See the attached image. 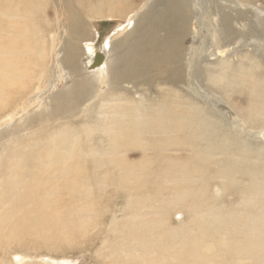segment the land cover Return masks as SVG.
Returning a JSON list of instances; mask_svg holds the SVG:
<instances>
[{"label":"rangeland","instance_id":"obj_1","mask_svg":"<svg viewBox=\"0 0 264 264\" xmlns=\"http://www.w3.org/2000/svg\"><path fill=\"white\" fill-rule=\"evenodd\" d=\"M24 1L26 0L20 2L19 7H25ZM194 1L198 4L197 18L200 12L207 8L203 18L211 19L212 16L208 13L215 9L214 13H219L224 26L226 23V26L232 24L234 34H231V38L222 43V48L216 50L217 52L208 60H200L201 56L198 57L199 54H196L195 59L196 56L198 59L193 61L192 68L188 64L187 67L182 66L183 63H187L185 60L181 62L183 74H188L190 71L191 74L197 75L196 78L201 79L196 84L197 92L189 87L190 83L186 80L179 84L177 92L168 91L170 80L159 82L158 88L165 86L166 92L162 96L159 95L161 93L158 88L149 86L153 89L150 90L148 86L138 83L134 89L127 90L129 101L126 103L122 101V106L126 107L127 104L129 108L127 112H123L124 117L118 118L115 123L112 119L109 124L105 117H109L112 111L99 109L101 99H107L116 90L109 88L104 95L94 101L90 100L89 106H84L87 101L81 103L80 106L88 110L84 114L75 115L73 119H60L56 116L48 120L47 117H43L42 121L37 122L43 127L34 132L33 142L26 138L29 136H11L9 132L12 126H6L7 123L0 118V207H2L0 208V264H209V262L210 264H264V130L252 135L248 140L237 123H228L225 119L227 106L236 103L240 109L244 108L240 111L246 114L247 119H249L248 113H253L255 116H262L260 119L264 122V74L263 76L257 74L264 70V57L251 36V34L255 35L256 28H253L254 33L248 28L252 25L253 7L260 10L264 19V0H256L254 5H240L231 0ZM2 3L3 0H0V21L3 12ZM14 7L16 3L6 6L8 12ZM132 17L133 14L129 10L123 19L116 16L89 21L85 28L88 33L86 36L89 38L82 37L80 40L82 45L79 43L81 50H84L83 57L87 56L90 50L99 51L107 34L111 35L112 40H116L128 34L130 30L133 31L131 27L123 31L117 29L127 18ZM232 18L238 20L237 24ZM50 19H53L52 16ZM241 20L245 22L241 23ZM248 22L251 25L248 26ZM147 24L139 29L145 28ZM35 25L44 32L41 24ZM134 30L128 42L136 39V35L139 34L138 28ZM41 31L37 30L38 38L32 37L27 45L32 46L34 50L37 49L33 52L32 59H35L36 71L41 70L42 74L43 71L51 69L52 57L57 56L61 37H66L67 32L62 30L60 38L54 40L51 39L52 34L51 36L47 33L43 37ZM156 31L159 32L158 28ZM25 33L32 34L27 29ZM154 35L153 33L152 36ZM136 42L143 41L137 39ZM186 42L184 45H188V41ZM52 44L55 48L53 53L50 52ZM154 62L156 61L148 62L149 72L153 70L154 73L155 70L165 66L164 61L161 64ZM120 64H117V67L124 71L123 64L121 66ZM224 70L234 77L232 81V77H228L232 84L226 87L228 88L226 92ZM207 75L214 78L210 80ZM241 79L253 82L250 88L254 91L244 87L245 80H243L245 85H241L243 83ZM156 93L157 95H154ZM172 99L177 103L171 104ZM249 102L251 111L247 108ZM71 104L74 107L75 102ZM132 107L135 109L133 110ZM125 115L129 118L125 119ZM239 119L240 117L238 118L240 122ZM105 126L113 128V134L118 136L117 140L133 132L129 135V139L131 143L136 142V145L110 148L107 139L109 135L103 132ZM46 138H51L48 145L42 143ZM76 139L77 142H81L79 149L82 150L71 156L75 164H80L79 166L76 164L78 168L74 167L78 172L73 175L70 170L68 171L70 176L64 179L59 166L62 161L56 162V159L61 155L70 156L57 149L64 147L59 144L64 141H71L70 145L73 146ZM89 139H95L99 144L91 148L87 145ZM54 142L58 146H55ZM57 174L59 178H56ZM5 175L7 180L6 177L4 178ZM72 175L74 179H71ZM239 182H242L243 186ZM214 183L215 185H212ZM29 186H32V189L30 187L29 190ZM255 186L257 188H254ZM13 187H17L16 192H20L17 199L12 197L15 194L13 190H16ZM7 200L11 201L10 205L3 203ZM77 201L80 203L76 204ZM45 202L48 204L43 206ZM28 204L30 209L27 207ZM15 207L17 211H13ZM82 211L84 214L86 212L88 217L81 214ZM71 212H74L73 215ZM85 217L87 219H84ZM149 245L152 247L148 248ZM148 259L150 262H147Z\"/></svg>","mask_w":264,"mask_h":264},{"label":"bare ground","instance_id":"obj_2","mask_svg":"<svg viewBox=\"0 0 264 264\" xmlns=\"http://www.w3.org/2000/svg\"><path fill=\"white\" fill-rule=\"evenodd\" d=\"M21 1L22 0H3V3H2L3 12H2L1 21H0V34H1L0 35V118L2 121L7 123L6 126H9V127L12 126V129L9 132V134L11 136H13V137H15V136L18 137L21 135L29 136L26 138H28L32 142L34 141V139H33V137L35 135L34 132H36L37 129L40 130L41 127H43L42 124L40 125V123H37V122L42 121L43 117H45V118L47 117L48 120H51L52 118H55L56 116L60 119H66V118H67L66 120H69L70 118L73 119V117L75 115L84 114V112L88 110V108L83 109V107H81L82 105L80 106L81 103L87 101L86 104L84 105V106H87L89 103H91L90 100L94 101L96 98H99L101 95H104L106 90L109 88L110 89H116L117 91L115 90L114 92H112L108 96L107 99H101V101L103 103L101 102V104L99 105L100 110L101 109H105V110L107 109V110L112 111L111 114L108 113L110 115L109 117H105V120L107 121V123H109V121H111L112 119H113L112 122L115 123V121L118 118L124 117V113L127 112L129 108H128L127 104H126V107H123L122 101H124L125 103H126V101H129V98L127 96V94H128L127 90L128 89H134V87H137L138 83H141V84L148 86V87L151 86L153 88L154 87L158 88L157 85H159V82H165L164 80H170L171 83L168 86V91L177 92L178 88H179L178 87L179 84L183 83V81L186 80V81H189L188 83H190L189 87H191L194 91L197 92L196 84L201 79L199 80L198 78H196L197 75L195 74L196 75V77H195V75L191 74L190 71L188 74L185 73L187 76L185 74H183L182 68H181V62L182 61L184 62V60H185L187 63L186 64L183 63L182 66L187 67V64H188L191 67L193 64V61L198 59L199 56H201L200 60H205V59L208 60L209 57H212V55H214L218 50H220L222 48L221 47L222 43L228 41L231 38V34H233L232 24H229L228 26H226L227 25V23H226V25L224 26V24L222 23V20H220L221 18L219 17V13L218 12L214 13L215 9H213V11L208 13L212 16L211 19L208 17L206 19L203 18V14L207 13V8H204L205 10L201 11L200 16L197 18L196 14L198 13V10H196V8H197L198 4H196L194 0H59V1L58 0H26V1H24L25 2L24 8L19 7ZM231 1L233 3H239L240 5L241 4L242 5H244V4L254 5L255 4L254 2L256 0H231ZM12 3L13 4L16 3V7H14L11 12H8L6 6L9 4H12ZM215 7L217 8L218 5H216ZM129 10L133 14V17L134 16L135 17L134 18L132 17L129 19L127 18V20L123 24L121 23V25L118 26L119 28H117V29H120L121 31H123L126 28L128 29V27H131L130 29H133V31H135L134 29L138 28L137 32L139 34L136 35V39H134V40L132 39L130 42H128L129 41L128 38L131 36V33L133 32L132 30H130V32H128V34H125L124 36L117 38L116 40H112L111 35L107 34L104 37L103 44L101 45V48L99 51L92 52L90 50L89 54L87 56L83 57L82 54H83L84 50H81V48H80V44H81L80 40H82V37H85L88 34L86 32V29H85L87 26V23L89 21L93 22L94 20L102 19V18H106V17L111 18V17L117 16L118 18L123 19V18H125L126 14L128 13ZM222 11L224 13V10H222ZM227 13H228V11H227ZM239 14L241 15V12ZM252 15H254V16H252V19H251L252 25L250 24V22H248L247 23L248 26L251 25V27H248V28H250V30H252V31H253V28H256L255 35L251 34V36L254 38L253 42L257 43V48H260L261 53L263 52L262 54L264 57V19L261 15L260 10L256 9L255 7H253V14ZM51 16L53 19H50ZM24 17H25V19L27 18V20H25ZM234 18H232V20ZM52 20H54V22H51ZM233 21H235L234 23H236L238 20L235 19ZM242 22H245V20L244 21L241 20V23ZM36 23L42 25V29L44 30V32L41 31L40 29H38V27L35 25ZM144 24H147V26L145 28L139 29V27H142ZM156 28H158L159 32L156 31ZM26 29L28 32L29 31L32 32V34L30 33V35H29L28 33H25ZM36 29L43 32L42 33L43 37L47 33H49L50 35L52 34L53 36L51 35L52 36L51 39L54 38V40H56L58 37L60 38V34H61L60 32L62 30L67 32L66 37H61L59 49L57 50L58 51L57 56L53 55V57H52L53 64H52L51 69H49L48 71L47 70L43 71L42 74H41V70L39 72L36 71V68H34L36 65V62H35V59H32V54L37 49L34 50L32 48V46L27 45L28 42H30L32 40V37L34 39L38 38L39 34H38ZM235 30H237V29H235ZM155 31H156V33H155ZM241 31H242V29H241ZM153 33L155 34L154 36H152ZM253 33H254V31H253ZM258 34H259V37H258ZM55 35H56V37H54ZM249 35H250V33H249ZM148 37H149V40L147 41ZM88 38L89 37L86 36V39H88ZM137 39H142L143 42H139V43L136 42L135 43V41ZM235 40H236V38H235ZM186 41H188V45L186 44L187 46L184 45ZM87 42H89V41L87 40ZM126 42L129 44H127ZM240 42H242V41H240ZM210 43H212V44L210 45ZM89 48L92 49V47H89ZM82 49H83V47H82ZM54 50H55V48H54V45L52 44V46L50 48V52L53 53ZM87 51H89V50H87ZM196 54H199V55H198V57L196 56V59H195ZM220 57H221V55H220ZM44 59H46V57ZM237 59H238V57H237ZM150 61H156L160 64L164 61L165 66L160 67L159 69L155 70L154 73H152L153 70H151V72H149V70H148L149 68L147 67L148 62H150ZM156 62H154V63H156ZM119 63L123 64L122 66H123V69H125L124 71H121V69H119V67H117L118 66L117 64H119ZM121 64H120V66H121ZM203 65H204V62H203ZM203 65H202V67H203ZM207 65H210V64H207ZM213 65H212V68H213ZM210 67H211V65H210ZM205 68H203V69H205ZM183 69H185V68H183ZM220 71H222V70H220ZM206 72L208 73V71H206ZM141 74H143V75H141ZM197 74H199V73L197 72ZM257 74L259 76H263L264 70H261ZM209 75H211V73ZM219 76L221 77L222 75H219ZM207 77H209L210 80L214 78V77L212 78L208 75H207ZM228 77H232L231 81L234 79V77L231 74L228 75V73H226V71L224 70V89H225V92L227 91L226 89H228L226 87H228L232 84V82L229 81ZM219 80H220V78L218 79V82H219ZM241 80H242V82H243V80H245V82H246V85L244 84V82L241 83V85L244 84L245 85L244 87L248 88L250 91L251 90L254 91L252 88H250L253 85V82H251L250 80H246V79H241ZM94 81H96V82H94ZM131 82H133V83H131ZM225 84H227V85L225 86ZM216 86H217V84H216ZM234 86H236V84H234ZM164 87L165 86H160L158 88V90L160 92L157 90L159 93H161V94H159L161 96L163 93L166 92V91H164ZM138 88H139V86H138ZM187 88L188 87H186V89ZM238 89H239V87H238ZM150 90H153V89L150 88ZM217 91H219V90H217ZM131 94H132V92H131ZM185 94H186V92H185ZM154 95H157V93ZM151 97H148V98L150 99ZM152 99H153V97H152ZM105 101H107V103H105ZM71 102H75L74 107L72 106ZM234 102H235V100H234ZM170 103L176 104L177 102L175 99H172L170 101ZM231 104H233V105L227 106V110L225 112V119L227 120L228 123H230V122L234 123V124L237 123L242 128V131L245 132L248 140H250L249 137H252V135L257 134L258 132H262V129L264 130V122H262L260 119V117H262V116H258V115L255 116L253 113H248L249 119H247L246 114H242V112L240 111V110H243L244 108L240 109L236 103H231ZM244 106H242V107H244ZM247 108L251 111V103L250 102L248 103ZM132 109L134 110L135 108L132 107ZM154 110H155V108H154ZM232 110H235V112H233ZM135 112H136V110H135ZM254 113L257 114L256 112H254ZM125 116H126L125 119L129 118V116H127V115H125ZM148 117H150V116H148ZM239 117H240V119H239L240 122L238 121ZM13 119H15V120L13 121ZM86 119L87 118H85V120ZM123 121H124V119H123ZM38 125H39V127H37ZM156 125H157V123H156ZM160 126H161V124H160ZM155 127H157V126H155ZM157 128H159V127H157ZM109 131H110V133H109ZM156 131H157V129H156ZM242 131H240V132L242 133ZM103 132L105 134L108 133V135H109V137L107 139H109V147L110 148L126 147L129 144L136 145V142L131 143V141L129 139V135H131L133 132L128 133L127 136H123L121 138V140H117L116 137H118V136H115L113 134V128H108L105 126ZM157 132H159V131H157ZM168 132H169V130H168ZM92 136L94 138H96V136H94V135H92ZM150 136H152V135H150ZM49 139H51V138H48V139L46 138V140H44V142H42V143H47V145H48V143L50 144ZM107 139H106V141H107ZM156 139H157V137H156ZM77 140L78 139H76L75 143H73V146L70 145L71 141H66V142L64 141L62 143H59V144H61V147H63V146L64 147L62 149H57V151L68 153L70 156V157H66L64 155H61L60 157L56 156L57 157L56 162L60 161V160L62 161V163L59 166L62 170L61 171L63 174L62 177H64V179H67V177L70 176L68 171L71 170L74 173L73 175H75V173L78 172V170H76V168H74V167L78 168V166L80 164L76 163V164H78V166H77L73 161L74 158L72 160V156H71V154L75 155L77 153V151H79V153H80V150H82V149H79V148H81V146H80L81 142H77ZM87 141H88L87 145L91 146V148H95V146L99 144V143L98 144L96 143L95 139H89ZM54 144H55V142H54ZM67 144H69V145H67ZM261 144H263V143H261ZM139 145H142V144L139 143ZM144 145H145V143H144ZM55 146H58V144L57 145L55 144ZM56 148H58V147H56ZM101 148H102V146H101ZM149 151H151V150H149ZM123 153H124V151H123ZM137 153H138V151H137ZM157 153H158V150H157ZM157 155H155V156H157ZM166 155H164V156H166ZM88 157H89V155H88ZM160 157H161V155H160ZM88 159L90 160V158H88ZM18 161H20V160L18 159ZM142 162H143V160H142ZM171 163H173V162H171ZM92 164H94V163H92ZM90 165H88V166H90ZM22 166L23 165H21V167ZM258 167H260V166H258ZM5 169H6V167H5ZM108 169H109V166H108ZM114 171H116V170H114ZM27 172H29V171H27ZM87 173H89V172H87ZM82 174H84V173H82ZM99 174H101V173H99ZM73 175H72L71 179H74ZM5 177H6V175L4 176V178ZM56 178H59L58 174L56 175ZM5 180H7V177ZM116 180H117V177H116ZM215 183H216V181H215ZM215 183L212 185H215ZM54 184L56 185V183H54ZM84 184H85V182H84ZM30 187L32 189V186H29V190H30ZM13 188L16 189V190H13V192L15 194L13 196L12 195H10V196L15 197L17 199V196L19 195L20 192L19 193L16 192L17 187H13ZM55 188H56V186H55ZM239 188H241V187H239ZM254 188H257V187L255 186ZM254 188H252V189H254ZM78 189L80 190V187H78ZM148 189L151 190V188H149V187H148ZM89 190H90V188H89ZM154 190L155 189H153V191ZM95 191H96V186H95ZM146 191H148V190H146ZM232 191H233V189H232ZM111 192H113V191H111ZM133 192H135V191H133ZM193 192H194V190H193ZM84 193H85V191H84ZM124 193H125V191H124ZM234 193H236V192L234 191ZM81 194H82V191H81ZM111 194H113V193H111ZM26 195H27V193H26ZM133 195H134V193H133ZM238 196H240V195H238ZM12 197H11V199H12ZM105 197H106V195H105ZM77 199H79V198H77ZM89 199L91 200V198H89ZM16 201H18V200H16ZM84 201H85V199H84ZM10 202H8V200H7V202H3V203L9 204ZM91 202H92V200H91ZM79 203L80 202H78L76 204H79ZM106 203H108V202H106ZM183 203H185V202H183ZM33 204H35V203H33ZM46 204H48V202L47 203L45 202V205H43V206H46ZM12 205H13V203H12ZM83 205H85V204H83ZM25 206H27V205H25ZM79 206H81V205H79ZM125 206H126V204H125ZM12 207H14V206H12ZM27 207H29V209H30V204H28ZM134 207H136V206H134ZM0 208L2 209V207H0ZM10 208H11V206H10ZM32 208H33V206H32ZM90 208H92V207H90ZM77 209L79 210V208H77ZM202 210H204V209H202ZM13 211H17L16 207H15V210H13ZM26 211H25V213H26ZM70 211L71 210H69V212ZM83 211L81 214H84ZM53 212L55 213V211H53ZM74 212H71L72 213L71 215H73ZM76 212H78V211H76ZM41 213H42V211H41ZM127 213H128V211H127ZM29 214H30V212H29ZM37 214H38V211H37ZM55 214H57V213H55ZM20 215L21 214H19V216ZM74 215H76V214H74ZM26 216H28V215H26ZM53 216H55V215L53 214ZM84 216H86V212H85ZM40 217H42V215ZM86 217H88V216H86ZM86 217L84 219H87ZM22 218H24V215ZM54 218H56V217H54ZM51 219H52V216H51ZM73 219H74V216H73ZM102 219L104 220V218H102ZM121 219H123V218H121ZM80 220H81V218H80ZM129 220H131V219L129 218ZM81 222H83V220ZM26 224H27V222H26ZM30 224H31V222H30ZM82 224L83 223H81V225ZM11 225H13V223ZM187 225H189V224H187ZM75 226H76V224H75ZM167 226H168V224H167ZM77 227H79V226L77 225ZM77 227H76V229H78ZM66 228H67V225H66ZM30 229H31V226H30L29 230ZM1 231H2V229H1ZM39 231L41 232V230H39ZM158 231H160V229ZM46 234H47V232H46ZM149 241H150V239H149ZM118 244H119V242H118ZM149 247H152V246L149 245L148 248ZM138 248H139V246H138ZM148 248H146V250ZM129 250H130V248H129ZM111 251H113V250H111ZM220 251L221 250H219V252ZM109 253L111 255V252H109ZM148 254H149V252H148ZM131 255H134V254H131ZM113 256L114 255H112V257ZM138 257H139V255H138ZM134 259H136V258H134ZM141 260L142 259H140V261ZM148 260L149 261H147V262H150V259H148ZM119 262H122V261H119ZM220 262H221V260H219V263ZM209 264H210V262H209Z\"/></svg>","mask_w":264,"mask_h":264}]
</instances>
